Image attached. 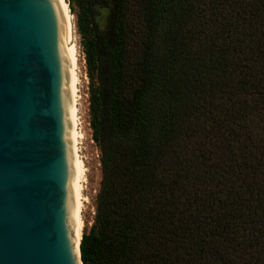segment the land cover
<instances>
[{
	"label": "trees",
	"instance_id": "obj_1",
	"mask_svg": "<svg viewBox=\"0 0 264 264\" xmlns=\"http://www.w3.org/2000/svg\"><path fill=\"white\" fill-rule=\"evenodd\" d=\"M96 1L83 264H264V0Z\"/></svg>",
	"mask_w": 264,
	"mask_h": 264
},
{
	"label": "water",
	"instance_id": "obj_2",
	"mask_svg": "<svg viewBox=\"0 0 264 264\" xmlns=\"http://www.w3.org/2000/svg\"><path fill=\"white\" fill-rule=\"evenodd\" d=\"M75 16L59 0H0V264H83L72 217Z\"/></svg>",
	"mask_w": 264,
	"mask_h": 264
},
{
	"label": "rangeland",
	"instance_id": "obj_3",
	"mask_svg": "<svg viewBox=\"0 0 264 264\" xmlns=\"http://www.w3.org/2000/svg\"><path fill=\"white\" fill-rule=\"evenodd\" d=\"M69 9L76 13L74 20L75 25V49L78 57V115L79 128L83 132V137L78 143V151L84 161L86 170L85 178L82 181V206L80 216L83 221L82 230L88 227L92 222L95 209V196L99 187L101 179V168L99 161L100 150L96 142L91 138V127L89 124V100H88V76L86 71L85 56L82 50L81 37L77 29L78 14L83 10V0H66ZM70 1V3H69ZM90 9L94 22L98 26H102L105 22L104 10L101 9L100 4L96 0H89ZM86 4V2H85Z\"/></svg>",
	"mask_w": 264,
	"mask_h": 264
},
{
	"label": "bare ground",
	"instance_id": "obj_4",
	"mask_svg": "<svg viewBox=\"0 0 264 264\" xmlns=\"http://www.w3.org/2000/svg\"><path fill=\"white\" fill-rule=\"evenodd\" d=\"M65 6H68L66 0H59ZM67 23V31H68V39H69V48H70V56H71V64H72V72H73V81L74 85L70 88L69 95V116L72 122L75 124L76 129L74 135L72 137L71 142L77 149V207L72 213V217L76 220V244L78 243L80 236L82 234V225L83 221L80 216L81 206L83 204L82 199H84L82 195V181L85 178V164L81 155L79 154L78 143L80 142V138L83 137V132L79 128V115H78V97H79V86H78V57L75 49V25L73 19H66Z\"/></svg>",
	"mask_w": 264,
	"mask_h": 264
}]
</instances>
